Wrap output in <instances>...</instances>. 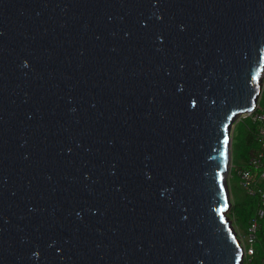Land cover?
Listing matches in <instances>:
<instances>
[{
    "label": "water",
    "instance_id": "obj_1",
    "mask_svg": "<svg viewBox=\"0 0 264 264\" xmlns=\"http://www.w3.org/2000/svg\"><path fill=\"white\" fill-rule=\"evenodd\" d=\"M263 76L264 0H0V264H244Z\"/></svg>",
    "mask_w": 264,
    "mask_h": 264
},
{
    "label": "built area",
    "instance_id": "obj_2",
    "mask_svg": "<svg viewBox=\"0 0 264 264\" xmlns=\"http://www.w3.org/2000/svg\"><path fill=\"white\" fill-rule=\"evenodd\" d=\"M264 91V76L262 83V92L257 106L252 113L244 114L240 118L249 121L253 127L254 146L251 149L249 161L246 166H234L231 161L228 182L236 176L239 186L249 196L256 197L259 200V207L247 231L243 234L236 230L238 239L244 252V264H254L257 254L258 234L262 228L261 220L264 219V103L261 98ZM233 168V171H232ZM261 264H264V251L261 257Z\"/></svg>",
    "mask_w": 264,
    "mask_h": 264
},
{
    "label": "trees",
    "instance_id": "obj_3",
    "mask_svg": "<svg viewBox=\"0 0 264 264\" xmlns=\"http://www.w3.org/2000/svg\"><path fill=\"white\" fill-rule=\"evenodd\" d=\"M262 102L264 103V91L261 98ZM247 122V121H244ZM239 146L243 147L245 150V154L241 156V160L238 161L236 159V149L239 148ZM254 146V133H253V127L251 123L246 128V138L243 140L242 144H235L233 146L232 151V163L234 166H246L249 161V156L251 149ZM233 171V168H232ZM233 180L230 181V186L232 187V182L234 180L238 181L236 176H233ZM244 191V190H243ZM245 193V191H244ZM259 207V200L256 197L249 196L245 193L244 200L241 199V201H234L232 203V209L228 213V218L232 222V225L234 229L240 230L243 234L247 231V228L251 222V220L256 217V213ZM262 228L259 231L258 234V244H257V254L254 259V264H261V257L263 255L264 251V219L261 220Z\"/></svg>",
    "mask_w": 264,
    "mask_h": 264
},
{
    "label": "rangeland",
    "instance_id": "obj_4",
    "mask_svg": "<svg viewBox=\"0 0 264 264\" xmlns=\"http://www.w3.org/2000/svg\"><path fill=\"white\" fill-rule=\"evenodd\" d=\"M241 117V116H240ZM238 117L232 127V147H231V157H232V151L233 146L236 144H242L243 140L246 138V128L250 124L249 121L243 122V118ZM245 154V150L243 147L239 146V148L236 149V159L238 161L241 160V156ZM229 191H230V199L233 203L234 201H241L245 198V193L243 189L239 186V182L234 180L232 182V187L229 185Z\"/></svg>",
    "mask_w": 264,
    "mask_h": 264
},
{
    "label": "snow or ice",
    "instance_id": "obj_5",
    "mask_svg": "<svg viewBox=\"0 0 264 264\" xmlns=\"http://www.w3.org/2000/svg\"><path fill=\"white\" fill-rule=\"evenodd\" d=\"M227 205H225V207H226ZM221 211H223V209H221Z\"/></svg>",
    "mask_w": 264,
    "mask_h": 264
}]
</instances>
